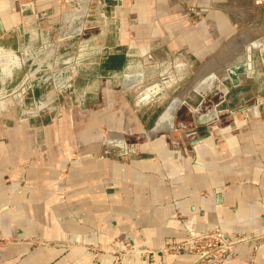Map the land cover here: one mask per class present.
I'll use <instances>...</instances> for the list:
<instances>
[{
	"label": "crops",
	"instance_id": "crops-1",
	"mask_svg": "<svg viewBox=\"0 0 264 264\" xmlns=\"http://www.w3.org/2000/svg\"><path fill=\"white\" fill-rule=\"evenodd\" d=\"M98 22L106 37L120 27L119 53L104 63L125 70L119 90L156 77L128 107L141 111L137 128L122 106L113 124L107 97L98 113L56 103L66 90L84 105L75 51L60 43ZM252 40L264 41L253 0H0V264H215L130 251L212 227L255 237L219 264H264V52L248 58ZM52 58L62 66L49 68ZM169 86L184 90L151 117ZM37 88L46 94L31 113Z\"/></svg>",
	"mask_w": 264,
	"mask_h": 264
},
{
	"label": "rangeland",
	"instance_id": "rangeland-1",
	"mask_svg": "<svg viewBox=\"0 0 264 264\" xmlns=\"http://www.w3.org/2000/svg\"><path fill=\"white\" fill-rule=\"evenodd\" d=\"M193 5H187V11L189 13L188 7H191ZM198 9L196 8L197 13ZM191 13V14H195ZM110 27H106L103 23L98 22L96 26L91 27H85L83 36L77 40V42L74 43H60L61 50L69 51L71 54L73 50L75 51L73 54L75 56V64L78 68V75L76 77V93L75 97L80 98L84 101V105L79 106L78 103L71 98L72 93L71 91H60L58 90V94L60 99L57 100L60 102V104L66 105V108L69 106V112L68 113H90V112H99L100 109L104 108L105 106V98L107 97L109 100H112L113 102V124L116 123L117 116L119 115V112H121V106L123 110L128 113L130 116L128 120V126L132 128H137L139 125V121L136 118V115H140V118H142L140 113L141 111H135L131 108H128L129 105L133 103L134 98L137 96V94L142 90V87L151 84L156 80V77H154L153 73L147 75L144 82H142L137 88H132L126 91H121L120 84L124 80V74H126L124 69L117 73H111L110 71H107L106 67L104 66L105 62L107 61V57L110 55H116L119 53V49L116 48L117 40L120 37V27L113 25L111 29V35L106 37L105 31H107ZM135 33V31H133ZM89 35L97 37V40L89 42ZM243 34V36H245ZM107 38V39H106ZM55 40V36L53 38ZM59 45V46H60ZM63 45V46H62ZM107 46V47H105ZM56 48V42L53 41L51 45H49L48 50L55 49ZM67 60V59H66ZM141 59L135 60L134 67H138ZM59 59L52 58L49 60V68H58L62 66V62H60ZM140 66V65H139ZM48 68V66H47ZM136 70V69H135ZM20 78H22V75H19ZM183 86V84H182ZM112 87V88H111ZM183 87H180L179 89L174 88V86L166 87L162 90H158L155 93V100L151 102L149 106V111L145 109V111L148 114H151V117L153 114L157 115L165 106L167 103H169L172 98H175V96L180 95L183 92ZM189 93L191 91H188ZM64 93V95H63ZM44 94H46V91H44L41 88H37L36 91H31L29 94H27L28 98V104L29 107L28 110H31V113L37 112L38 109L41 108V104L38 103L35 104V101H32L34 99H41ZM184 96V93L182 94ZM184 100H187L186 98ZM32 102V103H31ZM75 103L74 105L72 104ZM188 103H192L190 100H187ZM32 105H31V104ZM160 105V106H159ZM188 104H183L182 111L185 113V110L188 108ZM47 109L48 107L45 106ZM127 107V108H126ZM44 108V107H43ZM21 113V110L18 111ZM46 112V110H45ZM60 112V109H56L55 113ZM67 112V111H66ZM136 113V114H134ZM143 119V118H142ZM142 123V122H141ZM117 124V123H116ZM103 129V128H102ZM117 130V129H116ZM215 229H221L220 227H212L206 231L197 232V233H190L193 235H200V234H209L210 232L213 234V231ZM224 231L223 229H221ZM224 233L228 234L224 231ZM188 234V235H190ZM187 235V236H188ZM229 235V234H228ZM186 236V237H187ZM232 237L231 235H229ZM264 235H262L263 237ZM185 237V238H186ZM236 239L243 238L246 241L255 237H245L243 235H236ZM233 237V238H235ZM261 235L258 237L260 238ZM183 238V239H185ZM173 240H181V239H173ZM207 245L205 247L202 246V244L199 245L196 251L193 253H181V254H170V255H182V254H189L193 255L194 262L195 263H209L210 261L214 260L215 264H219L222 262L223 259H225L231 252L234 245H232L227 251H219L217 248L216 239H206L205 242ZM238 243V242H237ZM207 251L205 254L204 252ZM202 253L204 255H202Z\"/></svg>",
	"mask_w": 264,
	"mask_h": 264
},
{
	"label": "built area",
	"instance_id": "built-area-1",
	"mask_svg": "<svg viewBox=\"0 0 264 264\" xmlns=\"http://www.w3.org/2000/svg\"><path fill=\"white\" fill-rule=\"evenodd\" d=\"M254 4L257 6H263L264 0H253ZM189 13L196 12V6L188 7ZM216 239L217 248L219 251H227L235 243L244 240L243 238L236 239L230 237L228 234L224 233L221 229H215L213 234H200V235H188L185 239L181 240H168L158 249H147L141 247H132L130 251L145 255L151 260H155L157 255H170V254H181V253H193L197 250L200 244L205 247L207 244L204 243L206 239ZM207 251L204 252V254ZM202 253V255H204Z\"/></svg>",
	"mask_w": 264,
	"mask_h": 264
},
{
	"label": "water",
	"instance_id": "water-1",
	"mask_svg": "<svg viewBox=\"0 0 264 264\" xmlns=\"http://www.w3.org/2000/svg\"><path fill=\"white\" fill-rule=\"evenodd\" d=\"M230 18H231L233 23L239 22L244 27H252L254 25V23H252V22H244L243 19H241L240 17L233 15V14L230 15ZM252 41H254V40H252ZM251 42L246 46V51L248 52V55H249L248 58H251L253 47H255V46H253V44ZM258 48L261 52H264V43L262 45H259Z\"/></svg>",
	"mask_w": 264,
	"mask_h": 264
},
{
	"label": "bare ground",
	"instance_id": "bare-ground-1",
	"mask_svg": "<svg viewBox=\"0 0 264 264\" xmlns=\"http://www.w3.org/2000/svg\"><path fill=\"white\" fill-rule=\"evenodd\" d=\"M251 43L253 44V46L258 47L259 45H262L264 43V41L256 40V41H252ZM151 96H152V90L151 89L143 90L141 92V96L139 97L140 98L139 103L146 101Z\"/></svg>",
	"mask_w": 264,
	"mask_h": 264
},
{
	"label": "trees",
	"instance_id": "trees-1",
	"mask_svg": "<svg viewBox=\"0 0 264 264\" xmlns=\"http://www.w3.org/2000/svg\"><path fill=\"white\" fill-rule=\"evenodd\" d=\"M113 65H115V63H113Z\"/></svg>",
	"mask_w": 264,
	"mask_h": 264
}]
</instances>
